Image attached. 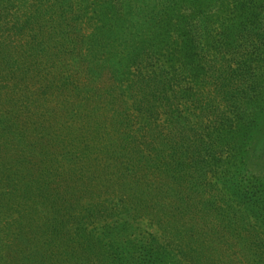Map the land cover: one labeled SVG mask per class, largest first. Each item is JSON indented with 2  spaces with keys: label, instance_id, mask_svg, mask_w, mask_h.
I'll list each match as a JSON object with an SVG mask.
<instances>
[{
  "label": "rangeland",
  "instance_id": "374dc122",
  "mask_svg": "<svg viewBox=\"0 0 264 264\" xmlns=\"http://www.w3.org/2000/svg\"><path fill=\"white\" fill-rule=\"evenodd\" d=\"M0 264H264V0H0Z\"/></svg>",
  "mask_w": 264,
  "mask_h": 264
},
{
  "label": "trees",
  "instance_id": "16d2710c",
  "mask_svg": "<svg viewBox=\"0 0 264 264\" xmlns=\"http://www.w3.org/2000/svg\"><path fill=\"white\" fill-rule=\"evenodd\" d=\"M39 198L41 205L44 207V215L39 218V222H37L39 224L34 225L37 224L34 220L32 222L28 220H19L21 222L19 225V230L22 233V237L25 239L23 243L25 247L29 246L28 248H36L40 244L43 238L42 232L45 234L49 232L50 235L54 236L57 231L58 225L56 226L55 221L57 218L59 204L57 203L56 197L53 196L52 192L43 191L41 194H39ZM49 216L51 219H49ZM15 235H17L15 238V241H17L19 234ZM28 250L31 252V249ZM36 251L37 253L39 252L37 249ZM36 256L37 255L35 254V257ZM125 260L128 261V257H125Z\"/></svg>",
  "mask_w": 264,
  "mask_h": 264
}]
</instances>
